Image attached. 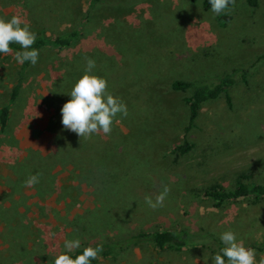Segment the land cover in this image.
Segmentation results:
<instances>
[{
  "label": "rangeland",
  "instance_id": "1",
  "mask_svg": "<svg viewBox=\"0 0 264 264\" xmlns=\"http://www.w3.org/2000/svg\"><path fill=\"white\" fill-rule=\"evenodd\" d=\"M14 15L35 34L79 37L69 48L40 51L0 133V264H49L66 252L65 240L79 239L82 248L158 229L218 239L232 231L254 246L257 261L264 257V199L217 209L197 196L211 184L232 187L241 172L264 183V0L256 8L236 0L219 15L204 0H0V19ZM86 58L128 111L110 134L90 139L65 129L61 114ZM18 66L0 54V107ZM235 70L248 75L234 77L230 102L222 95L203 106L187 134L193 150L177 157L189 94L171 84L217 82ZM36 174L39 183L25 187ZM153 176L164 181L157 192ZM164 185L171 189L164 206L152 210L144 198L154 200ZM98 264L214 261L208 248L141 245Z\"/></svg>",
  "mask_w": 264,
  "mask_h": 264
},
{
  "label": "trees",
  "instance_id": "2",
  "mask_svg": "<svg viewBox=\"0 0 264 264\" xmlns=\"http://www.w3.org/2000/svg\"><path fill=\"white\" fill-rule=\"evenodd\" d=\"M247 3L250 7L256 8L259 5V0H247ZM204 7L206 9H211L209 0H204ZM36 36L37 39L32 45V48L38 49L40 53V51L48 48L65 49L71 47L78 39L79 33L71 31L49 37L43 31H40L36 33ZM10 47L13 49L11 53L13 56L16 51H23L21 46L16 43L11 44ZM31 66L30 62H25L23 65L19 64L17 68L15 84L9 93L8 103L0 107V133L5 132L9 127L12 107L20 97ZM238 73L242 74L244 77L248 75V71L246 70H235L233 73H227L220 77L217 82L175 81L171 84L172 90L189 94L185 99L189 109V120L185 129L186 138L183 143L178 145L173 151L177 157L185 156L193 150L194 145L187 139V134L195 127V122L203 106L208 102L217 100L222 95H225L228 102H230L228 89L234 85V77ZM162 184H164V181L153 176L151 191L157 192ZM197 196L210 202L212 206L217 209H222L227 205L244 200L258 203L264 199V183H259L253 180L251 175L246 172H241L238 174L232 187L228 188L219 183L211 184L198 190ZM141 245H152L162 251L172 250L175 252H181L189 247L208 248L213 257L217 253H220L221 249L224 247L223 242L212 235L202 234L196 236L186 230L158 229L153 231H140L125 240L118 239L103 244L87 245L67 254L74 259L77 255L82 254L86 247L91 246L95 248L97 246H102L103 251L98 254V258L90 261V264H98L101 259H109L119 250ZM250 247L253 248L254 246ZM225 260L227 262V258H225ZM49 264H54V260Z\"/></svg>",
  "mask_w": 264,
  "mask_h": 264
},
{
  "label": "clouds",
  "instance_id": "3",
  "mask_svg": "<svg viewBox=\"0 0 264 264\" xmlns=\"http://www.w3.org/2000/svg\"><path fill=\"white\" fill-rule=\"evenodd\" d=\"M209 3L211 11L219 15L234 10L236 0H209ZM229 5L232 7L230 8ZM36 39L37 36L30 30V25L19 15L12 16L8 21L0 19V54H11L13 49L10 45L19 44L23 51H16L14 60L21 65L30 62L35 66L38 62L39 50L32 48V45ZM95 66L94 59L86 58L85 74L78 79L69 93L71 99L61 108L64 128L83 139H90L93 134H110L117 115L122 114L124 117L128 115L126 104L107 92V81L90 74ZM37 183H39V174L30 175L24 186L32 188ZM170 191V187L164 185L154 200L151 196H145L144 201L149 208L156 210L164 206ZM220 239L224 247L213 257L214 264H264V257L257 261L255 250L246 248L242 241L238 242L232 231L222 233ZM79 247V239L65 240L66 252L57 255L54 264H90V261L97 259L98 254L103 251L102 246L95 248L89 246L74 259L67 254Z\"/></svg>",
  "mask_w": 264,
  "mask_h": 264
}]
</instances>
